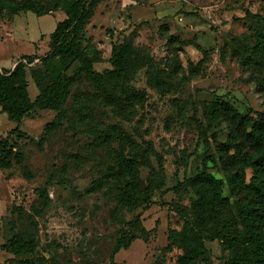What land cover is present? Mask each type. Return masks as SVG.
<instances>
[{
	"label": "rangeland",
	"instance_id": "374dc122",
	"mask_svg": "<svg viewBox=\"0 0 264 264\" xmlns=\"http://www.w3.org/2000/svg\"><path fill=\"white\" fill-rule=\"evenodd\" d=\"M6 1L18 5L25 0ZM57 2H39L41 12L51 13ZM56 14L60 20L66 17L61 11ZM26 16L18 22L24 24ZM12 19L0 16L1 37H6ZM263 22L264 0H104L87 28L101 54L95 70H112L113 45L134 30L136 44L151 55L153 66L140 68L112 88L82 74L60 111L35 110L20 123L2 113L0 140L19 127L25 162L14 160L12 167L0 168V264H182L181 242L171 239L170 230L181 231L186 216H193L196 195L177 188L202 170L205 155L212 158L209 171L226 183V210L229 206L235 212L238 202L254 203L248 188L252 169L246 170L245 185L236 193L228 181L245 155H258L246 136L250 128L222 114L204 138L201 133L208 125L209 103H228L254 120L264 112V46L259 48ZM4 43L16 60L31 48L53 50L50 37L37 45ZM78 68L77 62L68 75ZM28 91L35 101L39 89L32 78ZM137 92L144 99L130 102ZM123 134L139 146L152 142L162 157L161 163L151 157L153 166H162L166 175V187L132 209L121 203L124 184L117 177L119 160L131 151ZM150 176L151 169L141 166L142 189ZM137 218L150 231L148 238L114 254L123 231L131 229L127 222ZM25 231L35 235L36 250L14 256L5 244L15 232ZM206 247L195 264L232 262L222 240L207 241Z\"/></svg>",
	"mask_w": 264,
	"mask_h": 264
},
{
	"label": "trees",
	"instance_id": "16d2710c",
	"mask_svg": "<svg viewBox=\"0 0 264 264\" xmlns=\"http://www.w3.org/2000/svg\"><path fill=\"white\" fill-rule=\"evenodd\" d=\"M43 0H25L14 5L6 0L0 1V16L33 12L39 16L56 14L61 11L66 17L61 20L51 37L52 51L40 57L36 63L35 56H26L17 64L13 71L0 69V107L11 120L18 123L35 110L60 111L66 105L71 87L76 77L86 74L94 77L103 86L112 88L121 82L130 80L137 71L146 66H153L151 55L136 44L138 31H132L124 41L114 44L110 62L112 70L102 74L95 70L94 65L101 61L99 48L94 39L87 35V28L95 17L96 11L104 0H58L52 12H41L39 2ZM37 2V3H36ZM260 46H264V22L259 30ZM79 68L74 75L68 71L75 63ZM31 75L39 94L35 101L29 97L28 75ZM264 90V86H263ZM130 102L138 103L144 99L141 93H133ZM222 114H229L239 125L250 128L246 136L252 145L258 148V155H245L240 168L228 176L231 189L236 193L239 185H245L246 170L252 169L250 189L255 202L250 204L238 202L234 209L226 210L227 205L223 190L226 183L218 179L209 171L211 156H204L200 172L178 185L177 189H188L196 197L193 207L194 214L187 215L181 229L170 230L171 239H179L183 249L182 264H195L207 253L206 242L220 239L227 249L232 252L233 260L230 264H264V112L254 120L241 115L228 103H209L206 105L205 116L207 126H203L201 138L219 121ZM52 124H48V129ZM231 136V143L234 141ZM24 138L22 130L17 127L0 140V168H10L14 160L23 165L25 155L19 150L20 141ZM123 139L131 151L128 157L121 158L118 164L117 177L124 184L121 203L128 208H136L148 203L156 192L166 187V175L162 168L153 166L151 157L162 162L161 155L155 150L150 141L139 146L129 135L123 134ZM227 145L230 147V142ZM237 146H231L236 148ZM151 169V176L144 189L141 188L138 175L140 167ZM229 204V203H228ZM36 223V222H34ZM131 226L130 234L123 231V235L114 247V254L122 249H128L138 239L146 240L149 230L141 224L140 218L127 222ZM37 241L31 232H15L5 249L14 256L26 254L36 250ZM19 264H36L29 260H20Z\"/></svg>",
	"mask_w": 264,
	"mask_h": 264
},
{
	"label": "crops",
	"instance_id": "0c3cea01",
	"mask_svg": "<svg viewBox=\"0 0 264 264\" xmlns=\"http://www.w3.org/2000/svg\"><path fill=\"white\" fill-rule=\"evenodd\" d=\"M99 9V8H98ZM97 9V11H98ZM96 11V13H97ZM25 13L27 15L25 23L18 22L20 20V17ZM28 13H31L33 15H36L37 18L35 20L34 16H28ZM8 15V14H4ZM96 16V14H95ZM13 22L12 26H10L9 30L7 31L6 37L0 36V45L2 47V50H0V69L3 70L4 68H9L8 71H13L17 64L21 62L23 58L26 56H35L37 59L35 62L39 61L40 57H43L42 54H47L49 51L46 49L45 51H40L39 49H29V53H21L19 59H15L13 56V52L10 50L9 46L3 47L2 45H6L4 42L6 40L9 41V45H11L13 42H21V40H24L27 43H30L31 45H37L39 41H43L45 37H52L53 33L57 29L58 23L61 21L57 14H45L42 16H39L33 12H20L17 14H13ZM37 26V31H35V27ZM44 52V53H41ZM6 53V54H4ZM6 66V67H5ZM32 78L30 73L28 75V84L29 79ZM33 80V78H32ZM34 81V80H33ZM2 109L0 107V116L2 115ZM24 120V119H23Z\"/></svg>",
	"mask_w": 264,
	"mask_h": 264
}]
</instances>
